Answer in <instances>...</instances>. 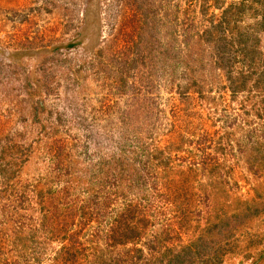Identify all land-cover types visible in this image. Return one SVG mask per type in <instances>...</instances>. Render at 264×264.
<instances>
[{"label":"rangeland","instance_id":"obj_1","mask_svg":"<svg viewBox=\"0 0 264 264\" xmlns=\"http://www.w3.org/2000/svg\"><path fill=\"white\" fill-rule=\"evenodd\" d=\"M0 264H264V0H0Z\"/></svg>","mask_w":264,"mask_h":264},{"label":"trees","instance_id":"obj_2","mask_svg":"<svg viewBox=\"0 0 264 264\" xmlns=\"http://www.w3.org/2000/svg\"><path fill=\"white\" fill-rule=\"evenodd\" d=\"M166 200H167L166 202H168L169 200H170V202H176V201L173 200L172 197H170V195H167ZM184 210H185V208L182 209V210H180V212H184ZM186 215H187L186 213L182 214L183 217H186ZM128 233H129V232H128Z\"/></svg>","mask_w":264,"mask_h":264}]
</instances>
